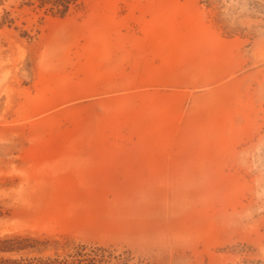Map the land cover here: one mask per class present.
I'll return each instance as SVG.
<instances>
[{"label": "rangeland", "instance_id": "1", "mask_svg": "<svg viewBox=\"0 0 264 264\" xmlns=\"http://www.w3.org/2000/svg\"><path fill=\"white\" fill-rule=\"evenodd\" d=\"M70 8L0 0V256L264 264V0Z\"/></svg>", "mask_w": 264, "mask_h": 264}, {"label": "trees", "instance_id": "2", "mask_svg": "<svg viewBox=\"0 0 264 264\" xmlns=\"http://www.w3.org/2000/svg\"><path fill=\"white\" fill-rule=\"evenodd\" d=\"M43 7L51 5L58 7L57 12L60 15H66L71 10L70 5L76 4L78 0H37ZM53 3V4H52ZM14 246H10L7 241H0V253L15 252ZM81 253L75 254L70 259H48V260H12L10 258H3L0 256V264H83Z\"/></svg>", "mask_w": 264, "mask_h": 264}]
</instances>
